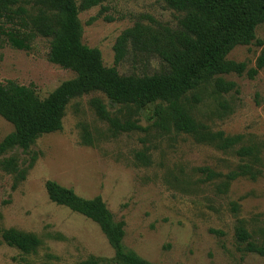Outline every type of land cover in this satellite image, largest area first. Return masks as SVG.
<instances>
[{
  "label": "rangeland",
  "instance_id": "374dc122",
  "mask_svg": "<svg viewBox=\"0 0 264 264\" xmlns=\"http://www.w3.org/2000/svg\"><path fill=\"white\" fill-rule=\"evenodd\" d=\"M19 6L30 16L37 12L34 0H20ZM179 16L163 0H105L79 12L81 42L97 48L103 66L115 67L122 75L150 74L159 67L155 58L128 53L115 65V40L140 17L143 23L151 19L174 27ZM254 32L264 43V23ZM3 33L0 30V83L32 85L43 98L75 76L48 60L50 39L34 35L27 48H19ZM262 47L239 44L227 58L250 68ZM221 77L233 81L237 91L215 93L208 88L190 112L212 131L241 136L239 145L252 146L257 161L236 156L239 145L222 151L172 129L164 133L151 126L112 134L89 104L93 97L108 104L107 98L98 91L83 94L66 105L60 130L41 135L26 151L14 148L0 156V236L2 230L14 229L40 240L35 252L24 253L0 237V264H78L89 258L122 264L96 223L49 200L47 180L85 199L100 196L113 220L123 223L125 250L148 264H264V256L243 251L233 236L236 224L242 223L252 240L264 246V68L253 78L233 73ZM108 109L117 113V108ZM134 118L143 127L151 124L143 115ZM12 131V124L0 116V141ZM85 133L90 142L83 139ZM144 146L149 165L134 158ZM6 160L13 161L15 171L4 168ZM245 163L253 178L207 181L198 171L208 167L225 175ZM211 229L224 235L216 236Z\"/></svg>",
  "mask_w": 264,
  "mask_h": 264
},
{
  "label": "trees",
  "instance_id": "16d2710c",
  "mask_svg": "<svg viewBox=\"0 0 264 264\" xmlns=\"http://www.w3.org/2000/svg\"><path fill=\"white\" fill-rule=\"evenodd\" d=\"M104 1L81 0L77 4L75 0H34L37 12L30 16L19 6L20 0H0V30L11 45L27 48L34 35L48 38V60L75 73L43 98L32 85H18L13 81L0 83V116L13 126V131L0 141V156L14 148L26 151L41 135L60 130L68 102L94 91L101 92L108 104L100 97L91 98L89 104L112 134L147 131L153 126L164 133L172 129L191 135L196 142L222 151L239 145L241 136L210 130L193 117L190 106L200 102L208 88L215 93L237 91L236 84L221 75L245 74L253 78L264 68V43L256 39L254 32L257 25L264 23V0H163L180 13L174 27L154 23L151 19L143 23L140 17L119 34L113 46L115 65L128 53L157 59L156 71L140 75H122L115 67L103 66L100 51L81 42L79 12ZM105 19L112 18L105 16ZM251 43L263 46L253 67L247 68L244 62L227 58L234 46ZM108 107L117 108L119 114L111 113ZM138 114L151 124L141 126L134 118ZM84 137L85 141H91L89 133ZM147 150L144 146L135 153L134 158L140 164H150ZM235 154L240 159L258 160L255 149L249 145H239ZM12 162L6 160L4 168L15 171ZM198 171L207 181L223 177L230 182L239 176H255L247 163L225 175L208 167H200ZM45 188L50 201L96 223L122 264H148L125 250L123 223L113 220L100 196L85 199L52 180L46 181ZM232 210H237L236 204L232 203ZM210 232L224 235L221 230L211 229ZM233 236L243 251L264 256V246L252 240L242 223L236 224ZM0 237L3 243L24 253H33L40 245L35 235L14 229L2 230ZM78 264L102 263L89 258Z\"/></svg>",
  "mask_w": 264,
  "mask_h": 264
}]
</instances>
